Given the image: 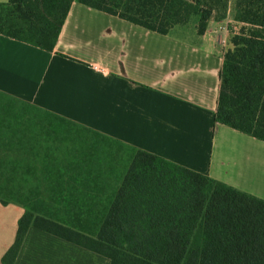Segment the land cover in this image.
<instances>
[{"label":"crops","instance_id":"1","mask_svg":"<svg viewBox=\"0 0 264 264\" xmlns=\"http://www.w3.org/2000/svg\"><path fill=\"white\" fill-rule=\"evenodd\" d=\"M193 20L162 35L76 0L52 53L0 35V140L11 123L7 100L23 105L29 116L18 119L35 134L0 155L19 159L21 177L65 178L42 192L74 194L61 204L37 198L34 208L49 204L51 214H36L96 236L137 151L264 200V142L215 122L232 45L212 25L199 35ZM106 145L116 148L115 169L102 163ZM25 211L0 200V264ZM15 264L110 260L31 227Z\"/></svg>","mask_w":264,"mask_h":264},{"label":"trees","instance_id":"2","mask_svg":"<svg viewBox=\"0 0 264 264\" xmlns=\"http://www.w3.org/2000/svg\"><path fill=\"white\" fill-rule=\"evenodd\" d=\"M75 1L0 3V35L52 53ZM78 1L162 35L194 17H198L199 35H204L215 14L227 17L230 2ZM233 12L241 27L237 32L228 26L232 48L224 56L220 73L215 122L264 142V0H235ZM13 110L16 124L7 123L11 138L0 140L1 153L19 152L25 135L30 136L27 139L35 136L30 121L20 122ZM10 157L0 155V183L32 184L35 197L47 195L60 204L74 195L42 192V184L64 183L65 178L21 177L23 166ZM0 200L26 208L16 240L1 264H15L31 227L104 256L110 264H264L263 199L144 151L134 156L94 237L36 214L31 203L6 201L1 196Z\"/></svg>","mask_w":264,"mask_h":264},{"label":"rangeland","instance_id":"3","mask_svg":"<svg viewBox=\"0 0 264 264\" xmlns=\"http://www.w3.org/2000/svg\"><path fill=\"white\" fill-rule=\"evenodd\" d=\"M229 10H228V13H227V17L225 19H221L220 16L221 14L218 12L217 14H215V17L209 21L208 23V28H209V25L216 30V31H219V32H222V35H220V38H219V41L221 43L222 46L224 45H228L230 46L231 45V39H232V35L229 33V30H228V26L229 24L230 25H233L235 30L237 32H239L240 30V27L241 25L236 23L234 21V6H235V0H229ZM195 19L198 21V17H194V20L192 22H195ZM223 32H225V37L223 36ZM230 36V37H229ZM23 105L22 104H19V103H15V102H11L10 103V100H7V114H8V111H10V116H7V121H10L11 123L13 124H16L15 120H14V116L12 114V109H14V112L15 114L17 115H20L22 116V118H26L28 117V114L23 112ZM9 109V110H8ZM0 119H4V109H1L0 108ZM7 138H11L10 135H7ZM105 149H106V154L104 153L103 155V162L102 163H107V168H110L111 164L113 169H115L114 165L117 164L118 162H116V148L115 147H111L110 145H106L104 146ZM111 156V158L113 157V159L109 160V161H106L107 157ZM103 165V164H101ZM119 171L121 170L120 167L118 168ZM115 179H119V177H108L107 180L108 182L111 181V180H115ZM33 185L32 184H28V185H25V184H22L21 182H16L14 184H9L7 185V182H2L0 183V196L6 200V201H19V202H24V203H31V207L34 209V210H37L39 213L41 214H45V215H48L51 211V206L49 204H39L37 205L38 207L37 208H34L35 207V204H36V200H37V197H35V195L31 194L32 190L34 189L32 187ZM47 195H44L42 198H46ZM29 199L31 200H34L32 202L29 201ZM40 201V200H38ZM42 202V201H40ZM46 205L48 207H46ZM51 214V213H50Z\"/></svg>","mask_w":264,"mask_h":264},{"label":"built area","instance_id":"4","mask_svg":"<svg viewBox=\"0 0 264 264\" xmlns=\"http://www.w3.org/2000/svg\"><path fill=\"white\" fill-rule=\"evenodd\" d=\"M226 47V45H224Z\"/></svg>","mask_w":264,"mask_h":264}]
</instances>
